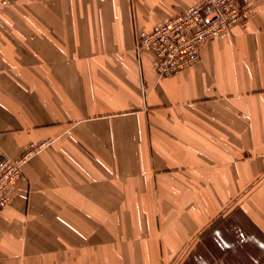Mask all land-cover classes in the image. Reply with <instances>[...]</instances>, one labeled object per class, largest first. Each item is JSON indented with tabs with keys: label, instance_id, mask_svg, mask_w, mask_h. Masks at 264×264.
<instances>
[{
	"label": "crops",
	"instance_id": "obj_1",
	"mask_svg": "<svg viewBox=\"0 0 264 264\" xmlns=\"http://www.w3.org/2000/svg\"><path fill=\"white\" fill-rule=\"evenodd\" d=\"M201 1L0 6V157L48 142L0 264H264V0L178 74L136 50Z\"/></svg>",
	"mask_w": 264,
	"mask_h": 264
},
{
	"label": "built area",
	"instance_id": "obj_2",
	"mask_svg": "<svg viewBox=\"0 0 264 264\" xmlns=\"http://www.w3.org/2000/svg\"><path fill=\"white\" fill-rule=\"evenodd\" d=\"M18 0H0L10 6ZM258 0H202L136 37V50L153 55L158 78L178 74L199 59V48L212 38L236 27H244ZM47 141L30 144L17 159L0 157V212L22 176L23 165L47 146Z\"/></svg>",
	"mask_w": 264,
	"mask_h": 264
}]
</instances>
